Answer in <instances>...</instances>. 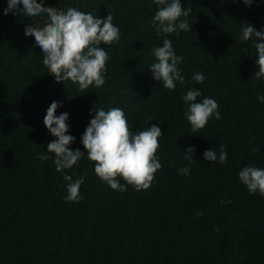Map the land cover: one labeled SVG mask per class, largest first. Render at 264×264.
I'll list each match as a JSON object with an SVG mask.
<instances>
[{"label":"trees","instance_id":"obj_1","mask_svg":"<svg viewBox=\"0 0 264 264\" xmlns=\"http://www.w3.org/2000/svg\"><path fill=\"white\" fill-rule=\"evenodd\" d=\"M181 4L191 8L181 17L189 30L158 35L154 0H45L58 11L110 14L121 31L119 43L100 45L109 53L105 84L81 92L49 75L34 36L25 35L31 18L5 15L8 0H0V264H264V195L239 179L246 166L264 169V77L255 76V38L241 39L247 23L264 31V0L251 7L243 0ZM166 38L183 57L177 67L185 83L175 90L155 80L150 66ZM195 73L204 74L203 83ZM189 89L201 91L197 102L214 99L221 115L196 133L182 99ZM53 101L61 104L56 115L69 114L70 147L85 152L81 136L95 108L122 109L133 133L159 125L162 168L151 186L113 190L86 153L57 171L47 148L56 137L44 124ZM221 145L225 163L204 160ZM186 166L189 174L180 171ZM65 174L84 177L78 203L65 199Z\"/></svg>","mask_w":264,"mask_h":264},{"label":"clouds","instance_id":"obj_2","mask_svg":"<svg viewBox=\"0 0 264 264\" xmlns=\"http://www.w3.org/2000/svg\"><path fill=\"white\" fill-rule=\"evenodd\" d=\"M161 7L153 18V25L158 35L177 33L179 30H189L186 19L191 12L181 4V0H154ZM249 7L254 0H243ZM22 5V7H21ZM9 12L31 18V22L25 28L26 36H34L36 44L43 53V64L48 68L49 75H53L58 83L71 81L79 85V90L85 92L91 86L101 87L105 84L107 61L109 53L100 45L107 46L119 43L121 31L113 24V16L108 14L106 18H98L96 13L83 12L74 7L67 11H58L56 7L46 6L45 0H8V7L4 14ZM241 39L248 41L255 38V48L258 53L259 70L255 73L257 79L264 77V31L247 23L243 26ZM153 54L157 60L151 64L155 80L162 81L163 87L175 90L176 82L181 85L185 78L181 75L177 65L183 57L177 56L172 42L164 39L163 46L156 47ZM197 83H203V73H195L192 77ZM201 96L199 89H189L182 99L188 105L185 113L191 125V133L203 129L208 121L215 116L221 118L218 111L219 105L212 98H204L197 102ZM264 102V95L258 97ZM60 102L53 101L47 109L44 124L56 139L48 143V152L56 156L55 165L57 171L64 172L78 165L85 153L89 160L95 162V173L106 182L113 190L124 192L127 185L135 190H147L155 179L157 170L162 168L157 157L159 150V138L163 135L162 128L152 124L147 130L133 133L127 121L124 111L120 108H111L105 111L96 109L93 118L81 136V142L85 151L70 147L76 137L69 134L70 125L67 123L69 114L64 112L56 115ZM259 151V149H255ZM186 159H193L195 148L189 146ZM227 150L220 146L219 154L216 149L206 150L204 160L223 164L227 161ZM46 160L48 157H38ZM180 171L189 174L190 167L186 166ZM123 178L126 184H121L119 178ZM67 184L66 200L80 202L83 196L80 194L84 177L73 181L71 175H64ZM239 179L247 186L250 193L259 191L264 195V169L256 166H246L239 172ZM223 203V202H222Z\"/></svg>","mask_w":264,"mask_h":264}]
</instances>
